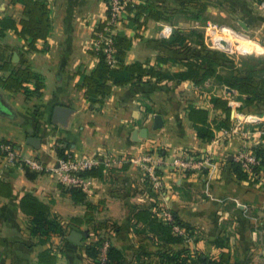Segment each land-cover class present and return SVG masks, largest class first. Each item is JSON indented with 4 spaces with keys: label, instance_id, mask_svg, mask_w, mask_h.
I'll return each instance as SVG.
<instances>
[{
    "label": "crops",
    "instance_id": "obj_1",
    "mask_svg": "<svg viewBox=\"0 0 264 264\" xmlns=\"http://www.w3.org/2000/svg\"><path fill=\"white\" fill-rule=\"evenodd\" d=\"M43 1L48 3L52 19L45 52H27L25 42L14 31H7L0 39V64L10 63L12 69L30 66L43 77L46 86L41 99L23 91L12 93L0 86V141L12 144L23 160L37 159L48 168L58 166L61 158L57 148H60L78 160L97 161L96 167L102 170H96L100 174L91 178V189L83 192L86 200L79 203L50 174H33L30 178L21 162L6 164L0 152V179L14 188L13 197L0 199V264H40L39 256L45 251L57 256L56 264H94L85 252L97 233L92 225L73 222L85 216L88 202L94 206L95 218L108 223L100 233L109 235L112 246L124 254L125 264H160L164 252L185 251L193 257L199 252L212 251L219 255V240L235 250L236 258L232 262L249 264L248 259L244 260L249 252L253 255L252 264L263 261L264 173L240 180L234 167L239 150H254L264 144L261 139L264 123L249 122L251 117L264 118V98L238 113L247 96L233 88L222 85L218 88L210 82L203 88L192 81L147 79L115 87L102 105L92 107L76 84L79 73L89 74L98 63L90 50H99L104 43L95 41L93 35L107 18L106 2ZM129 1L149 2L173 14L181 8L200 7L199 4L203 13L216 8L210 7L212 0ZM226 2L213 0L220 12ZM238 11L243 12L240 8ZM254 13L262 15L259 9ZM22 15L20 4L0 0L1 17H12L19 22ZM124 24H127L125 33L133 39L127 64L155 65L157 57H165L171 61L159 67L162 71L185 70L171 66L178 47L169 46L166 41L175 30L189 31L197 28L198 22L187 25L174 17L169 21H150L141 38H135V25L127 21ZM257 27L262 31V26ZM122 29L119 25L117 30ZM229 29L232 37L243 39ZM216 41L224 45L223 49H232V39L223 37ZM38 46L44 48V43ZM259 69L264 67L257 65L252 75L247 74L264 78V72ZM9 74L0 72V80ZM241 75L246 77L245 72ZM25 86L34 90L32 84ZM212 97L229 101L233 110L230 129H217L224 114L213 108ZM59 106L71 110L65 122L55 118ZM191 107L209 111V123L215 132L212 141L197 136L188 119ZM156 116L164 124L158 130H154ZM144 129L148 130L147 138L139 136ZM190 156L205 158L204 168L181 171L175 163ZM150 167L156 169L157 184L147 175ZM27 194L50 207L51 216L59 218L63 226L64 237L53 235L43 245L31 234L32 218L20 208V201ZM170 219L184 224L181 228L187 232V239L179 243L166 241L159 224L168 226ZM73 232L82 235L81 245L69 240Z\"/></svg>",
    "mask_w": 264,
    "mask_h": 264
},
{
    "label": "trees",
    "instance_id": "obj_2",
    "mask_svg": "<svg viewBox=\"0 0 264 264\" xmlns=\"http://www.w3.org/2000/svg\"><path fill=\"white\" fill-rule=\"evenodd\" d=\"M264 2V0H261ZM13 4H20L23 7V15L19 22L12 17L0 16V39L4 38L7 31H14L17 36L25 42L27 52L43 53L48 46V39L52 31L51 10L46 1L43 0H11ZM170 12L168 10L146 2L135 4L131 1L125 4L124 19L137 27L135 38H141L146 31L150 21L161 22L169 21ZM110 20V11L107 9V18L101 22L93 38L95 41H100V34H105L106 28L114 29L111 38L112 61L108 59V54L105 52V44H100V49L94 48L90 53L98 58V63L95 68L89 73H79V81L76 84V89L83 92L85 99L92 106H100L103 104V99L110 95L115 87L127 86L131 84L142 83L147 79H155L159 82H185L192 81L196 85L204 83L206 80L216 77L223 83L239 92L241 95H246L247 98L242 101V106L237 109L239 113L243 108L248 107L264 98V78H253L246 76L242 80H238L234 84L229 80L222 78L217 72L216 58L210 55H198L193 59L184 62V71L174 73L164 72L159 67L168 64L171 60L165 57H157L155 65L149 63L135 62L132 64L126 63L128 52L133 46V39L125 33L127 24H123L122 30L112 28L108 25ZM108 35V34H107ZM44 43V48H39V43ZM188 42L187 36L181 32H174L166 43L169 46L179 47ZM196 55V54H195ZM0 72H9L8 77L0 80V86L12 93L25 92L27 95H35L41 99L45 90V82L43 77L35 72L30 66H18L11 68L10 63L0 64ZM34 85V90L31 91L25 85ZM211 103L213 108L220 110L224 114V119L216 126L217 129L228 130L231 127L232 107L229 101L220 97H212ZM188 119L192 122L199 139L203 141H212L215 138L214 128L209 123V111L201 108L191 107L188 113ZM264 141V135L261 137ZM0 143H6L0 141ZM257 157L261 160V168L259 173H264V144L253 150ZM57 153L61 159L70 160L75 157L71 154H66L62 149L57 148ZM94 167L82 173L83 177H97L102 170V167ZM27 176L32 178L33 174L29 171ZM235 175L240 180L247 179V175L241 171L238 166L234 167ZM259 174V175H261ZM64 188V186H62ZM79 203L85 202V195L78 189L66 188ZM14 195L13 186L0 179V199H9ZM87 213L83 218H75L73 222L77 224L92 225L96 231L97 242L90 243L86 246V257L94 264H102L99 260L100 248L105 238H101L103 231L107 228L108 223L99 221L94 215V206L91 203H86ZM21 210L32 218L30 223L31 234L39 238L40 244L47 243L53 235L61 237L65 236V231L59 218L51 216L50 207L40 201L33 195H25L20 201ZM137 217H140L137 216ZM180 226H184L181 222H177ZM163 230L164 237L169 243H179L182 240L173 234L172 226L159 224ZM217 247L220 249V254L217 257H210L206 254L196 253L193 257L185 251L181 252H164L161 255L160 264H238L237 260L232 262L233 255L230 246L217 242ZM40 264H56L57 256L51 251L42 252L39 256ZM104 264H125L124 254L117 248L111 247L107 253V258Z\"/></svg>",
    "mask_w": 264,
    "mask_h": 264
},
{
    "label": "rangeland",
    "instance_id": "obj_3",
    "mask_svg": "<svg viewBox=\"0 0 264 264\" xmlns=\"http://www.w3.org/2000/svg\"><path fill=\"white\" fill-rule=\"evenodd\" d=\"M226 1L227 4L222 6V8L226 10L225 11L222 9V11L224 12L222 11L220 12V10H218L219 7L216 6L212 0L211 1L212 4L210 5V7L211 8L216 7V8L211 9V12L209 13H206L207 10H205V13H203L201 4H199L200 7H198V5L195 8L193 7L194 9L185 7V8H181V10L175 12L174 14L170 13L169 18L172 19L174 17V19L179 23L181 22L187 25H195V23L198 22V24L195 25L197 26V28L195 27V28L187 29L189 31H185V30L174 31V32H181L182 34L187 36L188 42L183 46H179V47L177 46L178 49L175 50L177 56L172 59L173 61L171 62L172 67L177 66L178 68L181 69L185 68L184 62H186L187 60L193 59L194 56L207 54L218 60L217 63L218 74L222 78L229 80L233 84L238 80H242L243 78H245L244 75H241V73L245 72V76L250 77V75H252L251 71L253 67L257 65L264 67V53H263L264 52V5H263L264 2H262L261 0H242V2L240 0H226ZM127 2H129V0ZM239 8L243 10L241 14L238 11ZM256 9H259V12L262 15L260 16L256 15L257 13H254L256 12ZM177 16L178 18H176ZM125 21L126 20L123 18L115 28L118 29L119 25L123 26ZM209 21L211 22L212 26L214 25L218 27V29L216 30L217 34L214 35L208 32L207 22ZM257 26L259 27L262 26L263 28L262 31ZM222 28H224L223 30H226L228 32L225 33L222 32ZM229 28H231L233 31H235L240 36H242L243 39L239 40L236 37H232L233 33ZM223 37H227L230 40L232 39L233 46L231 51L221 50L219 44L217 43V41H215L216 38H223ZM259 71L264 72V69L263 70L259 69ZM247 72H250V75H248ZM253 77L258 78L261 76L253 75ZM206 82H210L213 86H216L218 88L221 85L226 86L223 83V81L217 79L216 77L206 80L204 83L200 84V86L204 88ZM258 117H262V116H258ZM254 183L257 182L254 181ZM59 186L62 187V185L60 184ZM64 189L66 188L64 187ZM169 225L172 226V230H173V226L175 225L180 226L177 223V221L174 220H172V222H169ZM173 234L175 237L180 238L182 241H184V239H187V232H185V230L184 233L181 235L175 234L173 230ZM101 236H102L101 238H105V240L111 241L108 234L103 233ZM97 239L98 238H96V240L93 243H96ZM231 253L233 255L232 258L233 259L236 258L235 250H232ZM187 254L191 255V253H187ZM202 254H206L207 256L210 257L218 256L217 252H212V251L202 252ZM251 254L252 253L249 252L247 257L245 256L244 259V260L248 259L249 264H252V260H253L252 259L253 255ZM257 264H264V260L258 261Z\"/></svg>",
    "mask_w": 264,
    "mask_h": 264
},
{
    "label": "built area",
    "instance_id": "obj_4",
    "mask_svg": "<svg viewBox=\"0 0 264 264\" xmlns=\"http://www.w3.org/2000/svg\"><path fill=\"white\" fill-rule=\"evenodd\" d=\"M107 9L110 11V20L108 25L112 28L116 27L119 22L124 18L125 12V4L128 0H105ZM264 5V4H263ZM217 26H212L208 24V32L212 34H217ZM224 28H222V32ZM112 32H115L113 29L108 27L105 30V34H100V40L104 41L105 44V52L108 54V59L112 61L111 54V38L110 35ZM225 33V32H224ZM108 34V35H107ZM219 39V38H216ZM215 39V41H216ZM216 43V42H215ZM219 48V47H218ZM221 50L229 51L228 49L220 48ZM232 50V49H231ZM230 50V51H231ZM251 124H261L264 123V118L260 119L258 117H253L249 119ZM0 152L4 155V161L6 164H16L21 162L24 169L31 173L42 174L48 173L53 176L57 182L68 189H78L82 192H88L92 187V179L86 178L82 176V173L88 171L97 165V161L89 160V159H60L57 167L48 168L42 162L37 159H27L23 160L20 157V154L16 150V148L9 143H0ZM149 160L148 158L145 159ZM206 159L199 158L196 156L186 157L185 159L178 160L175 164L181 169L184 173L189 171H200L205 166ZM235 162L237 166L241 169L243 173L250 177L257 178L259 176V169L261 168V160L257 157L255 152L252 149H242L239 150L235 156ZM148 175L150 178L157 184L158 176L155 173V168L150 167L147 168ZM172 222V219H170ZM173 225V224H172ZM173 230L175 234L181 235L184 233V229L178 225L173 226ZM111 247V243L109 240H105L102 243L100 248V256L99 260L102 264L106 261L107 253L109 248Z\"/></svg>",
    "mask_w": 264,
    "mask_h": 264
},
{
    "label": "water",
    "instance_id": "obj_5",
    "mask_svg": "<svg viewBox=\"0 0 264 264\" xmlns=\"http://www.w3.org/2000/svg\"><path fill=\"white\" fill-rule=\"evenodd\" d=\"M0 107H1V100H0ZM70 113H71V110L69 108L59 106L55 109V118L63 120L62 122H65L66 118L68 117ZM163 125L164 124H163L162 118L160 116H156L154 130H158L162 128ZM147 135H148V130L146 129H144L142 132L139 133V136L141 138H147ZM69 240L73 242L74 244L81 245L82 235L77 232H73L71 236L69 237Z\"/></svg>",
    "mask_w": 264,
    "mask_h": 264
},
{
    "label": "bare ground",
    "instance_id": "obj_6",
    "mask_svg": "<svg viewBox=\"0 0 264 264\" xmlns=\"http://www.w3.org/2000/svg\"><path fill=\"white\" fill-rule=\"evenodd\" d=\"M223 31H224V32H227L226 30H223ZM223 46H224V45L219 44V47H220V48H224Z\"/></svg>",
    "mask_w": 264,
    "mask_h": 264
}]
</instances>
